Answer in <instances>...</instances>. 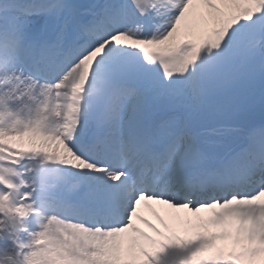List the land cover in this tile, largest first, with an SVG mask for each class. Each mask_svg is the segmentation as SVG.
Here are the masks:
<instances>
[{
	"label": "snow or ice",
	"instance_id": "snow-or-ice-1",
	"mask_svg": "<svg viewBox=\"0 0 264 264\" xmlns=\"http://www.w3.org/2000/svg\"><path fill=\"white\" fill-rule=\"evenodd\" d=\"M0 264H264V0H0Z\"/></svg>",
	"mask_w": 264,
	"mask_h": 264
},
{
	"label": "rangeland",
	"instance_id": "rangeland-1",
	"mask_svg": "<svg viewBox=\"0 0 264 264\" xmlns=\"http://www.w3.org/2000/svg\"><path fill=\"white\" fill-rule=\"evenodd\" d=\"M185 214H188V213H185ZM188 215H190V214H188ZM201 215H203L202 217H203V219H204L205 221H210L211 217H210V214H208V212H204V213H202ZM166 221H167V217L161 219L159 222H161L162 225L164 226V223H165ZM159 226H161V225L159 224ZM218 240H219V239H218ZM178 255H179V254H178ZM178 255H174V256H178Z\"/></svg>",
	"mask_w": 264,
	"mask_h": 264
},
{
	"label": "bare ground",
	"instance_id": "bare-ground-1",
	"mask_svg": "<svg viewBox=\"0 0 264 264\" xmlns=\"http://www.w3.org/2000/svg\"><path fill=\"white\" fill-rule=\"evenodd\" d=\"M162 210H164V207H163ZM162 210H159V212L161 213V216H162V215H166V213H164V211H162ZM154 217H155V216H154Z\"/></svg>",
	"mask_w": 264,
	"mask_h": 264
}]
</instances>
